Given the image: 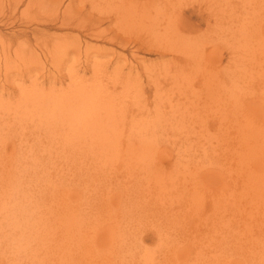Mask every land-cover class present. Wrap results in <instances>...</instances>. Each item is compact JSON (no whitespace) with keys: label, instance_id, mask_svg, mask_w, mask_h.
Returning a JSON list of instances; mask_svg holds the SVG:
<instances>
[{"label":"rangeland","instance_id":"1","mask_svg":"<svg viewBox=\"0 0 264 264\" xmlns=\"http://www.w3.org/2000/svg\"><path fill=\"white\" fill-rule=\"evenodd\" d=\"M120 1L0 0V53L8 46L14 60L7 65L0 57V113L6 118L0 120V173L13 178L23 197L41 206L33 210L38 220L31 224L52 223L58 229L57 238L52 237L56 244L48 242V234L45 242L34 233L25 247L19 245V236L13 240V229L9 244L0 249V264H76L75 257L81 258L79 264H260L264 261V0ZM125 8L131 12L126 14ZM95 17L100 18L96 25L91 21ZM161 30L169 40L159 36ZM156 43L164 47L154 50ZM60 45L65 51L59 50ZM63 58L65 63L59 65ZM101 64L108 68L100 71ZM72 69L86 78L93 77V71L101 76L104 72V85L121 92L120 103L129 106L121 134L127 139L130 129L134 140L155 143L161 149L157 154L161 168L145 170L155 162L146 153V158L142 154L141 160L136 157L126 165L119 159L123 148L107 150L108 162L90 151H61L65 139L76 146L79 137L82 144H89L84 139L91 135L68 134L67 127L58 126L62 109L40 116L45 107L35 95L57 81L51 97L57 95L58 100L71 88ZM135 113L138 119L143 116L141 129L132 122ZM35 140L41 144L36 169L29 163L36 152L28 149ZM147 175L157 176L166 188L164 194L157 189L153 196L140 192L136 196L138 189L130 184H138L134 177L147 181ZM155 187L144 186L147 191ZM108 192L112 198L121 195L114 199V207L122 214L103 209ZM118 201L121 205L116 207ZM77 204L99 217L77 216L71 208ZM0 216V223H11Z\"/></svg>","mask_w":264,"mask_h":264},{"label":"bare ground","instance_id":"2","mask_svg":"<svg viewBox=\"0 0 264 264\" xmlns=\"http://www.w3.org/2000/svg\"><path fill=\"white\" fill-rule=\"evenodd\" d=\"M19 1V0H18ZM122 1V0H121ZM120 1V2H121ZM124 1V0H123ZM117 2V1H116ZM181 2V1H179ZM127 3V2H126ZM73 5H75L73 2H72ZM124 5V4H122ZM179 5V4H178ZM181 6V5H180ZM70 7L73 8V6L70 5ZM69 7V9H70ZM128 7V6H126ZM135 7V6H134ZM121 8V7H120ZM141 8V7H140ZM58 10V9H57ZM68 10V9H67ZM127 10V12H126ZM135 10V9H133ZM155 10V9H154ZM59 11V10H58ZM70 11V10H69ZM68 11V12H69ZM73 11V10H72ZM118 11V10H117ZM128 9H124V12H126V14L130 13L131 11H129ZM81 12V11H80ZM120 12V11H119ZM148 12V10H147ZM146 12V13H147ZM73 13V12H72ZM69 14V15H72ZM122 13V11L120 12ZM135 13V11H134ZM133 13V14H134ZM144 13V12H143ZM149 13V12H148ZM125 14V13H124ZM125 14V15H126ZM136 14H137V11H136ZM139 14V13H138ZM57 15V14H55ZM55 15H51V16H55ZM123 15V16H125ZM140 15V14H139ZM146 15V14H145ZM145 15L143 16V19L145 18ZM151 15V14H150ZM65 16V14H64ZM63 17V19H65ZM122 16V14H121ZM129 16V15H128ZM128 16H126L128 18ZM132 14L130 15L129 18H132ZM142 16V15H141ZM140 16V17H141ZM170 16V15H169ZM50 17V16H49ZM55 17H58V16H55ZM138 17V16H137ZM121 18V17H120ZM125 18V17H123ZM122 18V19H123ZM135 18V17H134ZM147 18V17H146ZM173 18V17H172ZM81 19V18H80ZM133 19V18H132ZM138 19V18H137ZM147 19H151V18H147ZM85 20V19H84ZM101 20H104L103 18H101ZM126 20V18H125ZM134 20V19H133ZM54 21H56L54 19ZM67 21V20H66ZM83 21V20H82ZM93 21V23L96 25L97 22L99 21L100 22V18H98V20H96V17L95 19L91 20ZM141 21V20H140ZM176 21V20H175ZM57 22V21H56ZM69 22V21H68ZM119 22V21H117ZM65 23V22H64ZM73 23V22H72ZM70 22V24H72ZM137 23V21H136ZM142 23V21H141ZM140 23V24H141ZM144 23V22H143ZM142 23V24H143ZM152 25L153 23L150 22ZM69 24V23H67ZM129 24H132L129 22ZM150 24V25H151ZM184 24V23H182ZM64 25V24H63ZM91 25V24H90ZM93 25V24H92ZM100 25V24H99ZM145 25V24H144ZM143 25V26H144ZM148 24V26H150ZM151 25V26H152ZM66 26V25H65ZM138 26H141V25H138ZM147 26V25H146ZM158 26V25H157ZM262 26V25H261ZM80 27V26H79ZM93 27V26H92ZM134 27V26H133ZM162 27V26H161ZM122 28V27H121ZM130 29L132 28V26L129 27ZM142 28V27H140ZM146 28V27H144ZM143 28V30H144ZM150 28V27H149ZM147 28V30L149 29ZM153 28V27H152ZM155 28V27H154ZM153 28V29H154ZM167 28V27H166ZM106 29V28H104ZM124 29V28H123ZM151 29V28H150ZM171 29V28H169ZM261 29L262 28H259L258 31L261 32ZM133 30V29H132ZM164 30V29H163ZM161 30L158 34L159 36H163L164 38L166 37V34L163 35L165 32L162 33ZM167 30V29H166ZM165 30V31H166ZM135 31V30H134ZM140 31V30H139ZM151 31H154L155 30H151ZM99 31H97L96 33H98ZM125 32V31H124ZM157 32V31H156ZM168 32V31H167ZM172 32V31H171ZM162 33V34H161ZM263 33V32H261ZM100 34V32H99ZM115 34V33H114ZM118 34V33H117ZM116 34V35H117ZM151 34V32H150ZM153 34V33H152ZM157 34V33H155ZM264 34V33H263ZM96 35V34H95ZM154 35V34H153ZM152 35V36H153ZM172 35V34H171ZM174 35V34H173ZM181 35V34H180ZM151 36V37H152ZM156 37L157 38H159ZM185 37V36H184ZM95 38V37H94ZM170 37H166L164 40L166 41V39L169 40ZM135 39V38H134ZM173 38L171 37V40ZM111 40H114L113 38ZM133 40V39H132ZM158 40H161V38H159ZM163 40V39H162ZM163 40V41H164ZM190 41V40H189ZM159 42V41H158ZM160 43V42H159ZM128 44V43H127ZM154 44V43H153ZM152 44V45H153ZM172 45L175 44L174 43H171ZM184 44H187V43H184ZM193 44V43H191ZM190 44V45H191ZM140 45V44H139ZM158 45V43L155 44V46L153 45V49L155 50H161L163 47L162 45H160L162 48H160V46L156 47ZM166 45V44H164ZM186 46V45H184ZM81 47V46H79ZM166 47L168 46H165V49H167ZM189 47V46H188ZM59 48V47H58ZM65 48V45H60V48L59 50L63 51V49ZM140 48V47H139ZM181 48H187V47H182ZM180 48V49H181ZM9 47L8 46H5L3 47V51H1L0 53V57L3 56L4 59H5V63L7 65H10V63H12V61H14L12 59V54H10V51H9ZM149 49V48H148ZM164 49V50H165ZM11 50V49H10ZM58 50V49H57ZM73 50V49H72ZM137 50H139L137 48ZM147 50V49H146ZM170 50V49H169ZM194 50V49H193ZM65 51V49H64ZM74 51V50H73ZM17 52V51H16ZM69 53H71V50L68 51ZM78 52V50H77ZM150 52V51H149ZM162 52V51H161ZM54 53V52H53ZM67 53V52H66ZM162 53H166L165 51L162 52ZM15 54V52H14ZM62 54V53H61ZM60 54V55H61ZM16 56L15 57H19V53L15 54ZM68 55V54H67ZM70 55V54H69ZM32 56V54H31ZM58 56V55H57ZM65 56V55H63ZM21 57V56H20ZM72 57V56H71ZM80 57V56H79ZM58 58V57H57ZM38 59V58H37ZM56 59V58H55ZM62 59V58H61ZM59 60L58 59V63L59 65H62L63 63H65V59L64 60ZM67 59V58H66ZM1 60V59H0ZM186 60V59H185ZM57 61V60H56ZM73 61V60H72ZM37 62V61H36ZM57 63V62H56ZM76 63V62H75ZM97 63V62H96ZM5 65V66H7ZM58 65V64H57ZM12 66V64H11ZM176 66V65H175ZM8 67V66H7ZM56 67V66H55ZM98 67V66H96ZM101 67H102V64H101ZM100 68V71H103V69L106 67H102ZM202 67V66H201ZM89 68V67H88ZM95 68V67H94ZM93 68V69H94ZM108 68V67H107ZM105 68V69H107ZM203 68V67H202ZM7 69V68H6ZM90 69V68H89ZM96 69V68H95ZM104 69V70H105ZM82 70V69H80ZM99 70V69H98ZM118 70V69H116ZM120 70V69H119ZM5 71H8V70H5ZM86 71V69L84 70ZM95 74H93V77L90 79V78H86V75H82L79 71H76L75 69H72L70 70L68 76L70 78V90L69 91H65L64 93H62L61 95H58V100L56 99L57 95L55 96V98H52L51 97V92L54 91V89L56 88V82H54V86L50 83L51 87L50 86V90H46L44 87H41L44 92L43 94H37L35 95L38 103H40L41 105H43L44 108V111L41 112V115L40 116H45L49 113H58L61 110V115L57 117V125L58 126H64V127H67V133L68 134H75L77 136H83V135H91L90 137L88 138H85L84 140L86 141V143L88 142L89 144H82L80 141H81V138L79 137L78 138V143L79 145H76V146H70L69 144L71 143V139H65L63 141V148L61 149L62 152H65L69 149H78V150H84V151H90V152H93L95 153V156L96 158L99 156L101 157L104 161L108 162V159H107V156H108V152L107 150H110V152H114V151H117L119 148H123L124 149V154L123 156H121L119 159H123L125 162H126V165H129L130 166V163L131 162H136L135 161V158L137 157L139 160H141V157L146 153L148 154L149 156L147 158H150L151 161H155L151 166H149L148 168H146L145 170H154L155 167L157 168H161L160 165H163V164H160L159 162L163 163L162 159H158L157 158V154L159 152H161L160 148H158L156 146L155 143H153L152 141H148L146 138L144 139H139L141 138V133H138L136 134V136L138 135V138L139 141H136L134 140V136L132 137L130 134L132 133L131 130L129 129V135H128V138H126L125 135H122L121 132L123 131V127L124 125L127 124V112L129 111V106L127 107L125 105V103H120V97H121V92H117L118 90L115 89V90H111L109 88V86H105L104 85V81H103V73H102V76L100 75L101 73H99L98 75V72L97 71H93ZM92 72V73H93ZM131 72V71H130ZM8 73V72H7ZM85 73V72H84ZM113 73H117V72H113ZM121 73V72H120ZM108 74V73H107ZM95 75V76H94ZM119 75V74H118ZM116 75V76H118ZM122 75V74H120ZM107 76V75H106ZM105 78V77H104ZM62 79H65L62 78ZM61 79V80H62ZM108 79V77L106 78ZM121 79V78H120ZM119 79V80H120ZM122 79H130L128 76L127 77H122ZM132 79V78H131ZM58 81L59 83L61 82ZM212 80V79H211ZM118 81V79H117ZM107 82V81H106ZM126 82V80H125ZM214 82V80H213ZM109 83V82H107ZM112 83V82H111ZM127 83V82H126ZM125 83V84H126ZM179 83V82H177ZM35 84V83H34ZM118 84V83H117ZM213 84V83H212ZM11 85V84H10ZM178 86V85H177ZM111 87V86H110ZM113 87V86H112ZM111 87V88H112ZM115 88V87H113ZM123 88V87H122ZM124 89V88H123ZM6 91V90H4ZM213 93V91L211 92ZM210 94V93H209ZM213 95V94H212ZM123 97V95H122ZM53 101V104H51ZM137 103V102H136ZM124 104V105H123ZM127 104V103H126ZM140 104V103H139ZM149 104V103H148ZM159 104V103H158ZM160 105V104H159ZM180 105V104H179ZM128 109H126V107ZM156 106V105H155ZM46 107H49L50 109L47 111L46 110ZM134 107V106H133ZM179 107V106H178ZM183 107V106H182ZM160 108V107H159ZM186 108V107H185ZM126 109V110H125ZM141 108H139L138 110H140ZM131 110V108H130ZM164 110V109H163ZM174 110V109H172ZM171 110V111H172ZM148 111V110H147ZM150 111V110H149ZM148 111V112H149ZM159 111V110H158ZM161 111V110H160ZM177 111V110H176ZM134 112V111H132ZM152 112V111H151ZM162 112V111H161ZM167 112V111H165ZM179 112V111H178ZM185 112V111H184ZM194 112V111H193ZM174 113V112H173ZM199 113V112H198ZM147 114V113H146ZM153 114V113H152ZM167 114V113H165ZM186 114V113H185ZM131 115V114H130ZM183 115V114H182ZM149 116V115H148ZM184 116V115H183ZM130 117V116H129ZM139 117V116H138ZM138 117L136 116V113L135 115H133V123L135 124V126H138L139 128L144 125V122H142L143 119H141V117L143 116H140V118L138 119ZM158 117V116H157ZM161 117V116H160ZM182 117V116H181ZM131 118V117H130ZM3 119L6 121V118H5V114L4 113H0V120ZM172 119V118H171ZM119 121V122H118ZM147 121V120H145ZM162 121V119H161ZM182 121V120H181ZM185 121V120H184ZM158 122V121H157ZM183 122V121H182ZM200 122V121H199ZM129 123V122H128ZM167 123V122H166ZM177 123V121H176ZM180 123V122H179ZM185 123V122H184ZM151 125V124H150ZM183 125V124H182ZM147 126V125H146ZM172 126V125H171ZM163 127V126H162ZM167 127H168V123H167ZM181 127V126H180ZM151 128V127H150ZM184 128V127H183ZM134 129H136V127H134ZM134 129H133V132H134ZM141 129V128H140ZM145 129V128H144ZM154 129V128H153ZM156 129V128H155ZM167 129V128H166ZM173 129V128H172ZM185 129V128H184ZM143 130V129H142ZM146 131V130H145ZM158 131V130H157ZM167 131V130H166ZM174 131V129H173ZM143 132V131H142ZM152 132V131H150ZM168 132V131H167ZM201 132V131H200ZM148 133V132H147ZM156 133V132H155ZM157 134V133H156ZM203 136V135H202ZM157 137V136H155ZM171 138V137H170ZM202 138V137H201ZM59 140H63V138H58ZM187 140V139H186ZM191 140V139H190ZM188 141L190 143H194L192 141ZM196 141H199L198 139ZM195 141V144L196 145H199L198 142ZM183 144V143H182ZM193 144V145H195ZM189 145V144H188ZM192 144H190V146L192 148L193 147ZM82 146V147H81ZM156 146V147H155ZM203 146H206L205 144H203ZM181 147V145H180ZM183 147V145H182ZM181 147V148H182ZM199 147V146H198ZM186 148V146H185ZM189 148V147H187ZM186 148V149H187ZM197 148V147H195ZM17 149V148H16ZM29 150L31 151H35L36 153L33 154L31 157H30V162L32 167L34 169H36L39 164H40V159H41V156H40V153H41V144L38 143L36 140L34 141L33 145H30L28 147ZM184 149V148H183ZM190 149V148H189ZM185 150V149H184ZM191 150V149H190ZM193 150V149H192ZM100 151V153H99ZM180 151V150H178ZM183 151V150H182ZM196 151V149H195ZM205 152V149L203 150ZM184 152V151H183ZM186 152V150H185ZM184 152V153H185ZM189 152V151H188ZM53 153V152H52ZM125 153L128 155L127 159H125L126 155ZM152 153V154H151ZM179 153V152H178ZM181 153V152H180ZM187 153V152H186ZM191 153H193V151H191ZM190 153V155H191ZM143 154V155H142ZM169 157H172V154H169V153H166ZM189 154V153H187ZM204 154H208V152L204 153ZM186 155V154H185ZM189 155V156H190ZM201 155V154H200ZM145 158H146V155H144ZM143 156V157H144ZM180 156V155H179ZM177 155V157H179ZM182 156V155H181ZM142 157V158H143ZM184 157V156H182ZM186 157V156H185ZM184 157V158H185ZM179 159V158H178ZM137 160V161H139ZM143 160V159H142ZM181 160V159H180ZM196 160V159H195ZM146 161V159H144V162ZM143 162V163H144ZM148 162V161H147ZM180 162V161H179ZM182 163H184L183 161H181ZM180 162V163H181ZM193 162V161H192ZM189 163V162H188ZM137 166V165H136ZM154 167V169H152ZM139 168V167H137ZM186 168V167H185ZM152 173V172H151ZM130 174V173H128ZM102 176H104V174H102ZM137 181H138V184H130V185H135L138 189L137 193H136V196H138V192L140 193H143V194H146L148 196H153V193L155 190L159 189L160 193L161 194H164V191L166 190V188L164 187H161L160 185L162 184V182L158 181L157 179V176H155V178L151 175H147L144 177L145 180L147 181H144V180H141V179H138V177H134ZM13 178H5L3 177V175L0 173V204L1 206L3 207L2 209L0 208V215H5L4 217H6L7 219H10L6 224V222L3 224L0 223V249L3 248L2 246L5 247V245L8 243L7 239H9L10 237H12L13 235V240H16V237L15 236H19L18 237V241L20 242L19 245H23V247L27 246L28 244L27 243H31V236L34 235V233H36V235H34L35 237L36 236H39L41 238H44V241L45 239H47L49 236L51 239H47L48 242L51 240L52 242H54L53 238L54 236L58 233H55L56 230H58L57 228L53 227L52 226V223H49L48 225H41V226H37V225H33L31 224L32 222H35L38 220V217L33 213V210L35 209H39L41 206L39 205V203L33 205L32 202L28 201V198L27 197H23L22 195V192L21 190L19 189V187H17L14 182L12 181ZM187 179V178H186ZM252 180H256L255 178H252ZM204 182V181H203ZM187 183V182H186ZM148 184L149 187H151V184H154L156 187L152 190H146L144 188V186ZM202 184V183H201ZM199 184V185H201ZM198 185V184H197ZM203 185V184H202ZM201 187V186H200ZM118 196H121V195H117L116 197ZM106 197V200L107 202H105V205L103 206V209L105 208H111L113 211H115L117 213V215H119L121 212H119L118 210H116V208L114 207V198L111 197V192H108L107 194H104V198ZM201 197V196H200ZM150 198V197H148ZM196 201V197L194 198ZM198 199V198H197ZM102 200H104L102 198ZM198 201V200H197ZM227 203V202H226ZM225 203V204H226ZM228 204V203H227ZM121 205L120 201H118L116 203V207H119ZM197 205V204H196ZM216 205V204H215ZM226 205H224L225 207ZM124 207H126V205H124ZM219 207V206H218ZM72 210H74V212L77 213V216H85V217H88V218H91V217H99V213H94L93 210H91L89 207H82L81 205H72L71 206ZM217 208V207H216ZM222 208V206H221ZM234 208H229V211L232 210ZM31 211V214H29V212ZM218 211V210H217ZM228 211V209H227ZM224 212V211H223ZM232 212V211H230ZM221 213V212H220ZM227 213V212H226ZM233 213V212H232ZM235 213V212H234ZM122 214V213H121ZM215 215V214H214ZM1 217V216H0ZM2 217V218H4ZM3 220V219H2ZM5 220V219H4ZM8 221V220H7ZM36 228V229H35ZM13 229L15 230L13 232ZM217 230V228H216ZM17 232V233H16ZM47 234L49 236H47ZM55 234V235H54ZM11 235V236H9ZM54 235V236H53ZM94 236H97L98 238H101L103 237L104 235H100L99 233H94L93 234ZM9 236V237H8ZM119 236L121 237H125L124 234H119ZM53 237V238H52ZM57 238V236H55ZM54 238V239H56ZM37 238H35L36 240ZM12 240V241H13ZM38 242L41 241L40 239H37ZM50 241V242H51ZM65 241V240H64ZM254 241V240H253ZM14 242V241H13ZM46 242V241H45ZM252 242V241H251ZM34 243V242H33ZM43 243V241H41L39 244ZM55 243V242H54ZM53 243V244H54ZM73 243V242H71ZM259 243V242H258ZM9 244V243H8ZM35 244H38V243H35ZM38 244V246H39ZM56 244V243H55ZM55 244H54V247H55ZM252 246V245H251ZM22 247V246H21ZM37 247V246H36ZM254 247V246H253ZM256 247V246H255ZM260 247V246H259ZM26 248H29V247H26ZM80 248L83 250V248H85V240L81 241L80 243ZM262 248V247H261ZM260 249V248H258ZM38 251V249H36ZM250 250V249H249ZM260 251V250H259ZM264 251V250H263ZM252 252V251H251ZM261 252V251H260ZM7 253V252H5ZM74 253V252H73ZM249 253V251H248ZM253 253V252H252ZM256 253V252H255ZM78 254V253H77ZM259 254V253H258ZM257 254V255H258ZM55 255H60L59 253L56 254L55 252ZM70 255V254H68ZM66 255V258L67 260H70L73 256H69ZM262 255V254H261ZM2 256V255H1ZM56 256V257H58ZM84 256V255H83ZM212 256V255H211ZM5 257V256H4ZM8 257V256H7ZM12 257V256H11ZM75 257V256H74ZM249 256L246 255V258L247 260ZM251 257V256H250ZM264 257V256H262ZM261 257V259H263ZM6 258V257H5ZM33 258V257H32ZM75 258H79L77 259V261H81V258L80 257H75ZM253 258V257H252ZM45 259V258H44ZM43 259V260H44ZM255 259V257H254ZM253 259V260H254ZM260 259V258H259ZM260 259V260H261ZM58 261V258L56 259ZM59 260H61V258H59ZM72 260H74L72 258ZM246 260V261H247ZM258 260V259H257ZM49 261H53V260H49ZM78 261V262H79ZM251 261V259L249 260V262ZM256 261V260H255ZM259 261V260H258ZM7 262V261H6ZM45 262V261H44ZM76 263V264H79V263ZM74 263V262H73ZM72 263V264H73ZM58 264V263H57ZM257 264V263H256ZM260 264H264V261L261 260Z\"/></svg>","mask_w":264,"mask_h":264}]
</instances>
